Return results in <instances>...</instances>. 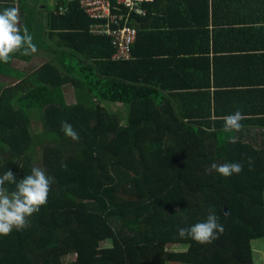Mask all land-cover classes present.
Instances as JSON below:
<instances>
[{
    "label": "trees",
    "instance_id": "1",
    "mask_svg": "<svg viewBox=\"0 0 264 264\" xmlns=\"http://www.w3.org/2000/svg\"><path fill=\"white\" fill-rule=\"evenodd\" d=\"M153 1L142 4L145 16L129 18L138 28L130 60L113 59L111 39L99 35L101 23L79 0H61L64 13L52 12L47 25L48 40L58 45L33 39L61 65L22 72L14 59H31L24 48L0 62V78L16 80L0 81V176L11 169L19 181L40 167L55 178L30 226L0 236V264H254L251 241L264 237V143L254 145L264 132V76L239 92L248 95L244 128L225 132L226 116L213 118L210 93H185L187 85L167 86L154 76L173 67L170 43L200 42L207 27L221 26L216 18L231 2ZM25 28L32 36V27ZM147 33L169 49L156 52L144 42ZM195 51L201 50H189L186 64H193L188 59ZM146 63L149 74L140 71ZM106 102L116 110L109 112ZM65 121L78 142L61 131ZM233 162L243 164L238 175L207 171L212 163ZM210 211L225 229L219 239L201 245L178 236L179 228L206 220Z\"/></svg>",
    "mask_w": 264,
    "mask_h": 264
},
{
    "label": "crops",
    "instance_id": "2",
    "mask_svg": "<svg viewBox=\"0 0 264 264\" xmlns=\"http://www.w3.org/2000/svg\"><path fill=\"white\" fill-rule=\"evenodd\" d=\"M104 2L106 5L108 4L109 13L119 20V27L110 26L109 30L119 31L122 28H129L134 30L138 36V28L130 24L129 18L136 17V15L145 16L147 10L144 6L141 4L137 5L136 9H130L123 7L120 0H104ZM225 2L231 3H227V6L224 5L227 9H222L216 18L217 24L221 26L214 28L211 24L210 28L207 27L208 33L200 42L194 41L193 43L190 40L185 41L189 43H184V39H180L182 42L173 41V43H170L173 48L169 49V44L166 45V48L164 45L158 43L157 40L160 37H157V35L147 33V37L144 40L147 44H152L156 52L163 48L176 52L171 56H174V59L171 60L173 61L171 71H164V74H158L154 77L162 79V82L167 86L187 85L184 89L185 93H190V91L195 94L210 93L211 114L214 119L224 115L227 116L228 113H234L237 110H247L248 95H243V92H239L248 89L245 83L258 80L264 76V56H259L264 55V5L258 0H225ZM8 7L19 9L22 26L24 28L27 26L32 27L31 32L34 41L37 42V38H41L48 41L51 46L58 45L55 39L49 41L48 35L50 33L47 25L48 17H50L52 12L64 13L61 0H0V12ZM79 7L81 8V6ZM211 21L212 16H210ZM97 22L101 23L96 29L99 31V35L111 39V46L115 49L113 59H132L133 46L137 43V40L132 45L129 59L118 58L116 56L118 47L115 39L107 34L100 33V31L106 30L104 25L107 21L97 20ZM149 28L151 27L149 26ZM164 29L167 32L169 31L168 28ZM241 29H244V31H240ZM167 41L169 40L167 39ZM184 44L188 46L185 48ZM192 49H200L201 51H195L193 54L194 58L188 59L193 64H186L185 61L187 60H183V58L190 57L192 54H188L187 52ZM149 55L153 57L152 59H155L153 54L149 53ZM47 62L61 65L57 54L48 50L38 49L36 53L31 54V59L29 60L14 59V66L18 64L20 71L30 72ZM183 62L186 64L185 66ZM142 70H145L149 74L147 63L145 67L140 68V71ZM65 89L73 96L70 99L72 101L75 97L72 87L67 85ZM207 99L205 98V102H207ZM202 100L200 106H202V109H206L207 106ZM117 107L118 109L121 107V102L117 103ZM256 133L254 132L252 135ZM254 141L256 147L262 146L264 143V132L263 137L260 135Z\"/></svg>",
    "mask_w": 264,
    "mask_h": 264
},
{
    "label": "clouds",
    "instance_id": "3",
    "mask_svg": "<svg viewBox=\"0 0 264 264\" xmlns=\"http://www.w3.org/2000/svg\"><path fill=\"white\" fill-rule=\"evenodd\" d=\"M21 48H24L25 55L38 51L33 43V37L22 26L19 9L5 8L0 12V62L8 63L12 54ZM244 119L240 110L235 111L224 117L223 130L240 132L244 128L241 123ZM61 131L74 142L80 139L79 133L66 121L62 123ZM248 162L251 164L250 158ZM242 170L243 164L239 162L212 163L207 169L209 172L215 171L224 178H229L234 174L238 175ZM54 182L55 178L47 175L46 171L40 167H33L31 174L19 181L11 169L4 172L0 176V236H8L13 230L21 231L29 227L33 214L38 213L41 207L47 204ZM6 184H14L15 190L9 191ZM224 231V226L219 222L215 212L210 211L206 220L195 223L189 228H179L178 236L181 239L190 238L201 245H207L219 239Z\"/></svg>",
    "mask_w": 264,
    "mask_h": 264
},
{
    "label": "built area",
    "instance_id": "4",
    "mask_svg": "<svg viewBox=\"0 0 264 264\" xmlns=\"http://www.w3.org/2000/svg\"><path fill=\"white\" fill-rule=\"evenodd\" d=\"M81 8L85 13L93 20H106L104 25L106 30L100 31L115 39V43L118 47L117 57L123 59H129L132 45L134 44L137 33L129 28H122L119 31H110V26L119 27V20L117 17L111 15L108 11V7L104 0H79ZM152 0H120L123 7L130 9H136L137 5H141L145 2ZM98 26L96 27V29Z\"/></svg>",
    "mask_w": 264,
    "mask_h": 264
},
{
    "label": "rangeland",
    "instance_id": "5",
    "mask_svg": "<svg viewBox=\"0 0 264 264\" xmlns=\"http://www.w3.org/2000/svg\"><path fill=\"white\" fill-rule=\"evenodd\" d=\"M19 65L17 64L14 68H18ZM27 69V68H26ZM0 81L3 83H15L16 80L12 79V78H6L4 76H2L0 78ZM69 94L68 91H66V98L68 101H70V99L73 98V96ZM117 106V103H116ZM105 108L109 111V112H114V110H116V108H114V103L113 102H106L105 103ZM32 131L33 133H37L39 132V127H36L35 123L32 125ZM256 134L253 135V137H255ZM35 146V153L36 155L34 156V160L40 159L41 156V151H40V147L39 145H37L36 143H34ZM169 250H182L185 249L184 246H177V245H170L167 247ZM251 248H252V252H253V260H254V264H264V237L262 238H258L255 240L251 241Z\"/></svg>",
    "mask_w": 264,
    "mask_h": 264
}]
</instances>
